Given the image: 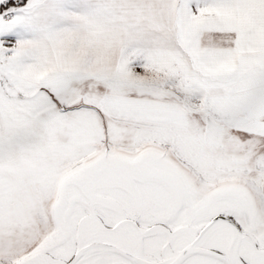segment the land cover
<instances>
[{"label": "snow or ice", "instance_id": "1", "mask_svg": "<svg viewBox=\"0 0 264 264\" xmlns=\"http://www.w3.org/2000/svg\"><path fill=\"white\" fill-rule=\"evenodd\" d=\"M0 264H264V0H0Z\"/></svg>", "mask_w": 264, "mask_h": 264}]
</instances>
